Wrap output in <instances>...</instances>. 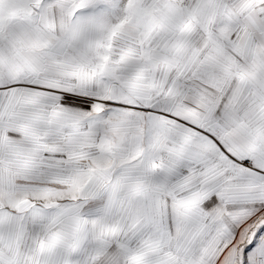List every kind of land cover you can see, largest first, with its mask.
Masks as SVG:
<instances>
[{
  "label": "snow or ice",
  "instance_id": "snow-or-ice-1",
  "mask_svg": "<svg viewBox=\"0 0 264 264\" xmlns=\"http://www.w3.org/2000/svg\"><path fill=\"white\" fill-rule=\"evenodd\" d=\"M0 264H264V0H0Z\"/></svg>",
  "mask_w": 264,
  "mask_h": 264
}]
</instances>
